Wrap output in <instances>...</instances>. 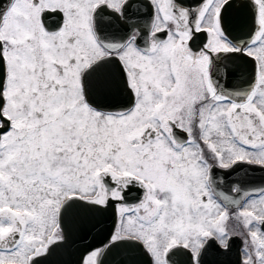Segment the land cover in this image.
I'll list each match as a JSON object with an SVG mask.
<instances>
[{
  "label": "snow or ice",
  "instance_id": "1",
  "mask_svg": "<svg viewBox=\"0 0 264 264\" xmlns=\"http://www.w3.org/2000/svg\"><path fill=\"white\" fill-rule=\"evenodd\" d=\"M255 171L264 0H0V264H45L77 206L115 216L79 264H205L235 239L264 264Z\"/></svg>",
  "mask_w": 264,
  "mask_h": 264
},
{
  "label": "water",
  "instance_id": "2",
  "mask_svg": "<svg viewBox=\"0 0 264 264\" xmlns=\"http://www.w3.org/2000/svg\"><path fill=\"white\" fill-rule=\"evenodd\" d=\"M229 15L236 17L238 13L232 9ZM65 219L68 226V240L48 256L45 264H79L80 255L86 245H95L107 238L114 226L115 216L112 208L96 210L77 206L68 211ZM240 247V239L232 241L230 250L227 252L231 257L230 264H239ZM214 253L215 251H210L205 256V264L215 261L214 258L219 254ZM174 260L176 264H185L183 256H176ZM217 261L220 262V258ZM107 264H144V258L124 249H116L108 257Z\"/></svg>",
  "mask_w": 264,
  "mask_h": 264
},
{
  "label": "flooded vegetation",
  "instance_id": "3",
  "mask_svg": "<svg viewBox=\"0 0 264 264\" xmlns=\"http://www.w3.org/2000/svg\"><path fill=\"white\" fill-rule=\"evenodd\" d=\"M251 178L259 182L260 180L264 179V174L260 173L259 171H255L252 173ZM241 247H242V244H241ZM214 254H219V255L214 258L215 261L211 264H230L231 257L228 255L227 252L226 253L215 252ZM218 258H220V262L217 261Z\"/></svg>",
  "mask_w": 264,
  "mask_h": 264
}]
</instances>
